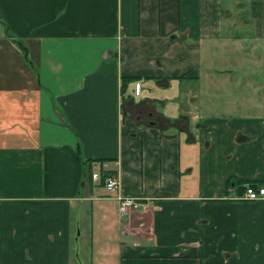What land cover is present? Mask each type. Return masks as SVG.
I'll return each instance as SVG.
<instances>
[{
  "label": "crops",
  "instance_id": "crops-1",
  "mask_svg": "<svg viewBox=\"0 0 264 264\" xmlns=\"http://www.w3.org/2000/svg\"><path fill=\"white\" fill-rule=\"evenodd\" d=\"M245 1L233 34L226 0H0V264H264ZM107 173L146 207L122 216Z\"/></svg>",
  "mask_w": 264,
  "mask_h": 264
},
{
  "label": "built area",
  "instance_id": "built-area-1",
  "mask_svg": "<svg viewBox=\"0 0 264 264\" xmlns=\"http://www.w3.org/2000/svg\"><path fill=\"white\" fill-rule=\"evenodd\" d=\"M136 84V91L139 93L141 90V82L138 81ZM102 162L104 165H107V161ZM104 176V182L107 188L118 192L116 196L119 199V211L122 216L128 214L132 209L135 210L146 207V201H142L134 195L125 194L121 190V179L117 173H107ZM93 177L100 179L102 175L100 172L96 171L93 173ZM243 185L245 190L241 196L242 198L257 199L264 197V185L255 186L251 180H245Z\"/></svg>",
  "mask_w": 264,
  "mask_h": 264
},
{
  "label": "rangeland",
  "instance_id": "rangeland-1",
  "mask_svg": "<svg viewBox=\"0 0 264 264\" xmlns=\"http://www.w3.org/2000/svg\"><path fill=\"white\" fill-rule=\"evenodd\" d=\"M226 1H230L229 6L230 8H233V14H232V20L229 24V28L228 31H230L231 33H235L236 32H244V33H250L249 30H251L252 27V20L248 14V9H247V5H246V1L245 0H226ZM248 38L247 43L250 42V37L251 34H249L248 36H245ZM247 61H249V59H246ZM241 72H239V74L242 73V70H240ZM250 70H248L249 72ZM250 75L254 76H259V78L261 79V77L264 78V69L262 71V74L260 72V70L258 71V74H255L254 70H251ZM242 77L245 78L246 76L242 73ZM262 86H263V90H264V81H262ZM248 91H249V87Z\"/></svg>",
  "mask_w": 264,
  "mask_h": 264
},
{
  "label": "trees",
  "instance_id": "trees-1",
  "mask_svg": "<svg viewBox=\"0 0 264 264\" xmlns=\"http://www.w3.org/2000/svg\"><path fill=\"white\" fill-rule=\"evenodd\" d=\"M255 183V182H254Z\"/></svg>",
  "mask_w": 264,
  "mask_h": 264
}]
</instances>
